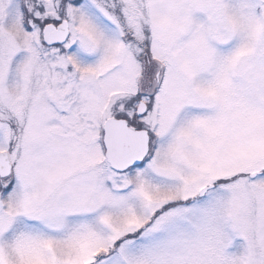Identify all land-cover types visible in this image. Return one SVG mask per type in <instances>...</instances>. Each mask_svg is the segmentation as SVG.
I'll return each mask as SVG.
<instances>
[{
	"label": "snow or ice",
	"instance_id": "6c2138e0",
	"mask_svg": "<svg viewBox=\"0 0 264 264\" xmlns=\"http://www.w3.org/2000/svg\"><path fill=\"white\" fill-rule=\"evenodd\" d=\"M0 264H264V0H0Z\"/></svg>",
	"mask_w": 264,
	"mask_h": 264
}]
</instances>
